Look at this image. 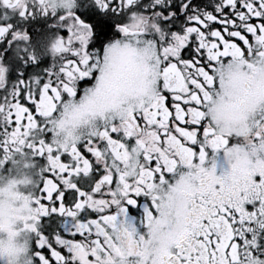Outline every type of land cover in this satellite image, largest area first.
I'll return each mask as SVG.
<instances>
[{"label": "snow or ice", "instance_id": "obj_1", "mask_svg": "<svg viewBox=\"0 0 264 264\" xmlns=\"http://www.w3.org/2000/svg\"><path fill=\"white\" fill-rule=\"evenodd\" d=\"M163 2L154 0L157 6ZM137 3L94 0L101 12L113 14L128 12ZM0 4L11 10L17 7L15 0H0ZM37 12L56 15L39 8L18 13L27 20ZM135 17L133 14L131 19ZM152 17L161 18L162 14L155 12ZM59 20L66 25L67 35L51 45L55 62L46 79L29 84L21 80L0 97V146L5 153L0 166L25 149L47 161L41 183L31 196L33 215L22 217L23 228L36 234L37 246L44 250V254L37 253V264H96L97 249L104 255L121 254L122 242L131 247L144 241L145 234L126 219L125 205L136 204L133 195H146L152 201L154 211L145 208L143 227L147 228L164 209V197L157 193L171 189L186 171L189 175L193 170L204 172L203 166L209 162L207 175L216 185L214 191L222 190L223 179L231 173L216 175L217 154L224 151L230 167L235 168L227 152L233 137L219 132L208 113L214 96L219 95L217 90L224 87L226 66L253 55L254 40L264 43V0H220L214 13L190 16L188 21L199 26H186L179 34L130 32L129 23L118 24L122 39L147 43L156 50L157 86L148 103L128 109L120 118L71 143L57 140L56 117L77 97L81 82H93L97 92L101 89L105 68L121 39L104 45L102 52L93 51L90 45L97 33L92 25L74 9ZM12 28L11 24L0 25V40L9 33L10 43L30 40L26 31ZM255 54L264 57V51ZM28 59L35 62L36 57L30 54ZM91 91L89 87L83 90L85 94ZM140 133L152 136L153 150L144 147ZM208 149L213 153L210 161ZM130 154L136 155L134 165L127 163ZM97 170L99 177H92ZM48 173L52 178H47ZM81 176L92 180L88 191L77 183ZM253 183L257 191L252 200L236 202L211 192L193 196L187 226L171 236L159 264H264L256 255L264 234V171L255 175ZM68 196L79 197L70 209L63 203ZM57 202L62 215L77 218L86 211L92 218L77 224V239L57 237L53 244L39 233L38 225L41 217L57 211L49 206Z\"/></svg>", "mask_w": 264, "mask_h": 264}, {"label": "clouds", "instance_id": "obj_2", "mask_svg": "<svg viewBox=\"0 0 264 264\" xmlns=\"http://www.w3.org/2000/svg\"><path fill=\"white\" fill-rule=\"evenodd\" d=\"M15 2L17 7L12 9L14 12H31L39 8L50 13L63 11L66 14L78 7L77 0ZM128 27L130 32L145 34L156 32L159 35L164 31L156 17L142 14L131 19ZM126 43L128 47H125ZM252 50L253 55L237 58L231 62L230 68L226 66L224 87L217 90L219 95L214 96L208 113L219 132L230 133L236 140L227 149L234 169L230 167L226 153L221 151L228 165L227 170L221 173H231L223 179L222 190L219 193L214 191L216 185L211 184L207 175L211 167L209 162L203 166L204 172L193 170L189 175L186 171L171 185L175 191L164 189L157 193L164 197V209L161 216L145 228L144 241L131 247L122 242L121 254L110 252L104 255L97 249L99 260L96 264H159L162 250L169 246L171 236L187 226L193 196L211 192L236 202L256 198L257 189L253 180L256 174L264 171V57L255 53L264 51V43L254 40ZM156 57V50L149 44L121 39L111 55L110 66L105 68L101 89L97 92L95 84L91 85L89 88L93 91L83 92L78 99L69 101L66 109L56 117L57 140L61 143L78 141L99 125L120 118L128 109L148 103L159 79ZM0 67L4 68L0 72L2 88L7 86L9 69L4 65ZM139 135L144 147L153 150L152 136L146 133ZM135 162L136 155L130 154L127 163L134 165ZM17 167L21 169L18 176L0 178V261L3 264H33L32 232L23 228L22 217L33 215L30 211L31 196L35 194L38 181L30 173L33 167L30 158L22 155ZM221 173L216 171L217 176Z\"/></svg>", "mask_w": 264, "mask_h": 264}, {"label": "flooded vegetation", "instance_id": "obj_3", "mask_svg": "<svg viewBox=\"0 0 264 264\" xmlns=\"http://www.w3.org/2000/svg\"><path fill=\"white\" fill-rule=\"evenodd\" d=\"M219 3L220 0H164L161 5L157 6L154 0H138L136 6L128 12L113 14L112 12H101L94 4V0H77L78 7L74 9V12L85 23L94 27L97 35L90 45V48H92L93 51L102 52L104 45L122 39V35L117 30V25L129 23L133 14L152 16L155 12H160L162 17L157 19L164 32L179 34L184 31L186 26H199L194 22L188 21L190 16L197 13H214ZM185 5H187L186 9L184 7ZM64 14L63 11H60L57 12L55 16H45L37 12L33 17L24 20L19 16L18 12H14L0 4V25L11 24L13 26L12 31H26L30 37L27 43L23 41H12L10 43L11 33H9L5 39L0 40V62L9 69L7 74V86L5 90L0 89V97H3L8 90H11L12 87L21 80L29 84L34 80L43 82L46 79L49 70L52 69L55 62L51 52V45L57 38L67 35L66 25L59 20V17ZM163 17L170 18L166 20L163 19ZM152 35L154 36L155 34ZM30 54L36 57L35 62L28 59ZM184 55L187 56L188 53L185 52ZM92 84L93 82H89L88 84L81 82L80 85H78L79 90L76 98L78 99L82 95L85 87H90ZM0 139H2V137H0ZM232 143H236V140L233 139ZM208 153L211 160L213 156L212 150L208 149ZM22 155L30 158L33 165L30 169V173L38 181V186L41 183L42 170L47 167V161L43 157L33 155L27 149L23 150L20 154H14L3 166H0V178L11 179L20 174L21 169L17 167V164L21 160ZM4 157L5 153L3 152V147L0 146V160L4 159ZM217 160L219 165L217 173L220 174L228 168L223 152L217 154ZM46 175L47 178H52L51 173ZM91 175L92 177H99L100 173L97 170ZM77 183L81 190L88 191L92 180L89 177L81 176L77 177ZM133 198L136 200L134 206L125 205L127 208L126 219L135 226L141 234H144L146 232V229L143 227L145 208L147 207L149 210L154 211L152 201L150 197L146 195L138 197L133 195ZM78 199V196L75 198L68 196L67 199L63 201L64 207L69 209L73 208L75 201ZM44 203L46 205L49 204L47 201H44ZM49 206L56 207L57 211L50 212L47 216L40 218L38 231L53 244L57 237L66 241L77 239V237L74 236L77 224L84 223L92 218L86 211L81 212L77 218L62 215L58 211V202L57 204H51ZM31 241L33 264H37V253L44 254V250L38 248V237L35 233L31 234ZM256 255L260 259H264V234H262L260 240V250ZM0 264H3V262L0 261ZM50 264H54V262H50Z\"/></svg>", "mask_w": 264, "mask_h": 264}]
</instances>
